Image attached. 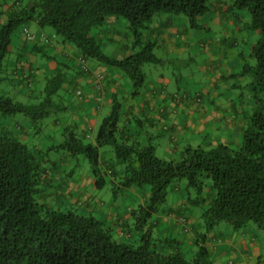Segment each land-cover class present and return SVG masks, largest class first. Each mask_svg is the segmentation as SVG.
<instances>
[{
	"label": "trees",
	"instance_id": "trees-1",
	"mask_svg": "<svg viewBox=\"0 0 264 264\" xmlns=\"http://www.w3.org/2000/svg\"><path fill=\"white\" fill-rule=\"evenodd\" d=\"M11 1L7 14L0 9V21L6 15L0 28L1 61L10 53L15 32L21 28L27 38L26 30L31 32L27 27L36 24L51 29L61 43L72 46L77 58L117 68L131 81L133 97L140 94L145 83L144 64H160L162 59L153 53L152 44L121 60L109 57L95 30L110 18H125L138 47L142 45V30L155 15L183 14L196 27L197 19L210 10V0ZM231 8L247 9L249 29L261 34L251 52L255 64L246 65L241 73L252 76L255 102L245 118L242 143L235 150L225 144L209 149L187 145L177 159L159 158L151 138L142 143L128 128H121V102L116 96H112L110 113L101 122L94 144L86 143L69 125L62 130L61 144L42 146L34 135L67 109L60 91L68 81V66L59 61L38 89L33 69L17 65L13 74H2L0 62V264H215L203 245L189 255L174 245L175 240L153 235L152 219L166 203L168 187L177 179H185L200 195L204 179L211 181L210 196L201 198L208 204L202 215L207 231L225 222L234 230L254 223L264 232V0H234ZM27 41L34 44L38 55L47 61L54 59L45 50L50 43L43 41L39 46L38 39ZM13 79L23 87L27 103L2 89ZM17 115L26 117L29 124L14 120ZM32 128H37L36 132ZM22 136L28 138L23 140ZM106 146L115 155L109 166L112 176L123 179L126 188H150L148 199L131 213L126 239L116 238L114 229L92 214L62 211L39 200L41 175L53 149L65 148L71 156L85 157L101 188L106 181L99 150ZM190 201L200 203L198 198Z\"/></svg>",
	"mask_w": 264,
	"mask_h": 264
},
{
	"label": "crops",
	"instance_id": "crops-1",
	"mask_svg": "<svg viewBox=\"0 0 264 264\" xmlns=\"http://www.w3.org/2000/svg\"><path fill=\"white\" fill-rule=\"evenodd\" d=\"M24 2L28 3V0H24ZM11 4V0H1V10L7 14L11 10ZM226 10L227 8L225 10L221 8L220 11ZM5 14L0 21V28L1 24L6 20ZM151 23L152 21L149 24ZM27 28L32 33L40 36L37 43L39 46L44 45L41 36L54 37L52 45L45 46V50L54 59L47 61L38 55L33 49L34 44L27 41L24 33L20 32L17 36L19 39L14 43L12 42L9 48L8 73L13 74V69L17 65L25 70L33 69L35 75L34 84L39 89L44 84L45 77L56 68L57 63L59 61L64 62L68 66V81L60 91V98L62 101L68 100L69 104H72V96L76 98L74 104L71 105L74 107L72 108L73 110L71 109L70 114H68L69 112L65 113L68 111L66 109L67 111H64V115L50 119L47 124L49 128H65L69 126L71 121L79 136L84 138L85 142L94 144L101 122L110 113L112 96H116L121 102V128H128L130 134H136L142 143L148 142L151 138L154 143L157 142L156 153L158 148H161L165 159L166 157L174 159V157H180L183 148L187 145L193 147L208 146L209 148L219 144L229 146L230 141L221 135L213 133L221 129H227L230 133L235 128L239 127L242 130L245 126L244 123L246 121L243 123L245 118L240 117L236 107L237 103L235 100L237 96H232L233 94H225L224 96L223 92L219 90L218 82H223L227 90L236 87L235 83L230 84V79L236 74L232 73L227 64L224 65L221 62L223 56L219 58L216 54L211 58L212 63L218 64L212 67L215 76L213 79L208 80L211 84L206 85L199 93H196L202 97L200 102L190 99L195 93L186 90L180 91L177 84L175 85L176 81L173 82L171 76L165 75L164 72L160 71L150 77L145 74V83L140 94L133 97L131 95V81L123 77L117 68L108 67L96 61H88L90 72L83 73L77 60V53L72 46L61 43L60 39L54 36L52 30L41 29L36 24H31ZM148 29L150 30L151 38L158 37V44H152L153 48H165L167 53L181 48V44H183L184 49L188 48V44L183 39L185 37L184 33H187L186 29L184 33L172 28H165V31L162 30L163 28L157 27ZM235 30L241 31L242 28L237 26ZM108 34H112L110 30ZM118 36L117 34L114 37L115 39H112V42H119L120 38ZM228 44L230 48H234L236 41L230 39ZM117 47L124 52V55H114V58L121 60L131 55L128 46L118 43ZM166 61L168 59H162L160 64L162 65ZM97 73L105 76L101 89L96 85L94 75ZM237 75L243 76L241 73ZM6 83L11 86L10 91H13L14 94L24 96L25 91L23 87L17 85V79L9 80ZM77 90L83 91L82 96L76 94ZM223 97L224 99H222ZM210 134L213 136H206ZM192 136L197 137L199 141ZM205 136L206 138H204ZM27 138L28 136H22L23 140ZM200 139H202L201 143ZM100 150L99 159L102 172L104 176H111V181L115 184L119 177L111 175L109 169L111 164L107 163L108 159H104ZM44 167L45 172L41 175V184L38 187L40 202L45 203L48 207L59 209V206H57L58 202L57 205H52V203L65 193L67 195L66 198L71 199L74 205L81 208L83 214H92L93 216L98 207L103 205L102 200L88 191L90 187L95 191L100 189L96 185V178L92 169L89 174H83V176L75 179L73 171L67 172L66 169H61L56 165L54 166L55 168L48 167L46 164ZM64 171L68 173L66 178L63 177ZM67 179L68 183H66ZM56 183L59 184L56 185ZM62 186H65V192H61ZM58 188L60 189L56 191ZM133 188L131 187V189ZM145 201V199L142 200V203ZM189 202L191 201L180 199L178 205L187 207ZM70 209L73 210L74 207L67 210ZM133 210L129 209L123 219L118 217L117 214H115L114 219L112 214L109 215L111 220H114L113 229L115 226L118 228L120 239L129 237L126 229L127 225L132 221L131 213ZM182 218L186 219L188 232L185 231V226L181 222ZM125 219L128 220L127 223H125ZM152 224L155 237L160 238L162 236V238L175 240L176 243L174 245L189 255L195 253L197 251L196 248L203 245L209 250L215 264H264L261 258L262 241L259 238V228L256 225L254 227L248 225L242 230H229V233L224 234L225 238H223V232L220 230L221 226L219 224L211 231L204 233L202 232L204 225L199 223L197 226L194 225L190 219L180 212L179 208H169L163 213L155 215L152 219ZM161 230H169L172 235H169V233L160 235L159 231ZM174 232L176 233L174 234Z\"/></svg>",
	"mask_w": 264,
	"mask_h": 264
},
{
	"label": "rangeland",
	"instance_id": "rangeland-1",
	"mask_svg": "<svg viewBox=\"0 0 264 264\" xmlns=\"http://www.w3.org/2000/svg\"><path fill=\"white\" fill-rule=\"evenodd\" d=\"M233 4L234 0H210L208 3L210 10L204 16L197 19L196 27L192 26L189 18L183 14L176 15L170 13H159L154 16L152 23L147 25L145 29L142 30V45L138 47L134 46V33L130 29L129 23L125 18H110L102 27L96 29L95 33L102 43L103 52L107 56L114 58V55H124V52L117 47L118 43L128 46V49L131 51V55L139 52L146 45L154 43L158 44V37L155 36L151 38L150 30L148 28H163V31H165V28H172L173 30H179L182 33H184V30L186 29L187 33H184L185 37H183V39L188 44V48L184 49L183 44H181V48L167 53L165 48L159 49L154 47L153 53L158 58L168 59V61H166V63L164 62L162 65L154 63L144 64L142 69L146 76L150 77L159 71L164 72L165 75H169L173 78V82L176 81L175 85L177 84L180 91L186 90L195 93L191 96V100L196 101L199 99L202 101L200 94L196 93H199L206 85L211 84L208 80L213 79L215 76L212 71V67L218 64H215L214 62L212 63L211 58L216 54L219 58L223 56V60L221 62L224 65L227 64L232 73L236 74L230 79V84L235 83L236 87L227 90L223 82H218L219 90L223 92L224 96L225 94H233L232 96H237L235 101L237 103V110L240 113L239 115L240 117L246 118L252 113L255 102L254 93L250 86L252 76L251 74H245L243 76H238L237 74L242 73L246 65L253 66L255 64V60L251 56V52L252 47L261 38V34L259 31L249 29V11L247 9L231 8ZM221 8H223V10L227 8V10L221 12ZM0 9H2L1 5ZM158 25L161 26L158 27ZM237 26L242 28V30L236 31L235 28H237ZM21 30L22 29L19 28L15 32L12 40L13 43L19 39L17 36L20 34ZM47 30L51 29L47 28ZM109 30L112 34H108ZM101 31L103 32L101 33ZM115 32L119 35V42H112V39H115L114 37L117 36ZM225 39L227 40L224 42ZM230 39H234L236 41V46L234 48L229 47L228 40ZM0 62L2 65V74L8 73V56L2 61L0 60ZM2 87H4L2 89L14 96L16 100L27 103V100L23 96L16 95L13 91H10L11 86L7 85V83H4ZM222 99H224V97ZM71 100H73L72 104H74L76 98L72 96ZM63 103L68 109L65 113L69 112L68 114H70V111L74 106H71L72 104H69L68 100L63 101ZM65 113H58L57 116H62ZM16 119L29 124L28 119L22 115H17L14 120ZM67 121L69 122V120ZM244 122L245 120L243 123ZM244 124H246V122ZM69 125H72L71 121ZM36 129L37 128H32L35 132ZM62 130V127L49 128L48 125L43 126L41 131L34 135V138H36L42 146H58L63 141V136L61 135ZM213 134L221 135L230 141L229 146L234 150L238 149L242 143V130L239 127L231 130L230 133L227 129H221ZM206 136L212 137L213 135L210 134ZM206 136L204 138H206ZM192 137L197 139L195 136ZM197 141L199 140L197 139ZM201 141L202 139H200V143ZM155 144H157V142ZM203 148L209 149L208 146H203ZM100 152L105 160L108 159L107 163L112 165L113 161H115V155L112 148L106 146L101 148ZM156 155L159 158L165 159V155L162 153L161 148H158ZM176 158L177 157H174V159ZM48 159L49 161L45 163L48 167L55 168L54 166L56 165L61 169H66L67 172L73 171L75 179L83 176V174H89L92 169L90 162L85 157L82 155L76 157L71 156L65 148H57V150L53 149L49 153ZM166 159H169V157H166ZM67 174L68 173L64 171L63 177L66 178ZM104 179L106 184L103 187L97 189L96 191L90 187L88 191L103 202V205L99 206L94 212V216L99 220H104L103 222L107 226L112 227L114 225V220H111L109 215L112 214L113 219L115 214L122 219L125 218L129 209H136L140 204H142V200L148 199L150 188L148 185H144L142 187H132L133 189H128L123 186V179L118 178L115 184L112 183L111 176L109 175H105ZM66 183H68V179L66 180ZM58 184L59 183H56V185ZM210 185L211 181L209 179H204V190L200 195L194 189L188 187V183L185 179L175 180L168 187L166 203L161 206L159 214L169 208H179L180 212L190 219L194 225L197 226L198 223L204 225L202 232H208L202 217L204 210L208 207V204L202 203L201 198H207L210 196ZM64 188L65 186L61 187V192H65ZM59 189L60 188L56 189V191ZM66 196L67 195L64 193L57 201H54L52 205H57L58 202L57 206H59V209L62 211H66L67 209L74 207L73 210H76L78 213H82V209L77 205H74L72 200L66 198ZM197 198L200 200L198 205H194L192 202H189L187 207L178 205L180 199L193 201L194 199L197 200ZM124 221L125 223L128 222L126 219ZM131 223L132 221H130L129 224ZM219 225L221 226L220 230L223 232V238H225L224 234L229 233V230H234L225 222H221ZM248 225L252 227L255 226L254 223H250ZM159 233L160 235H163V233H169V235H172L169 230H161ZM175 233L176 232H174V234ZM258 235L262 241L263 247L261 258L264 262V232L259 229ZM114 236L116 238H120L118 235V228L116 226L114 227ZM160 238H162V236H160Z\"/></svg>",
	"mask_w": 264,
	"mask_h": 264
},
{
	"label": "built area",
	"instance_id": "built-area-1",
	"mask_svg": "<svg viewBox=\"0 0 264 264\" xmlns=\"http://www.w3.org/2000/svg\"><path fill=\"white\" fill-rule=\"evenodd\" d=\"M26 35H27V38L30 41H36L39 38V36H36L35 34L29 32L28 30H26ZM53 38L52 37L41 36V40L42 41H44L46 43H50L51 45H52ZM77 60L79 62L81 70L84 73H89L90 72V65H89L88 60H86L85 58H82V57L77 58ZM94 77H95V81H96L97 87L101 89L103 84H104V81H105V76L103 74H101V73H97V74L94 75ZM76 94L78 96H82L83 91L82 90H77ZM99 100H100V98H99ZM196 101L198 102L200 100L197 99ZM181 222L185 226V231L188 232L189 229L186 227V219L182 218Z\"/></svg>",
	"mask_w": 264,
	"mask_h": 264
}]
</instances>
